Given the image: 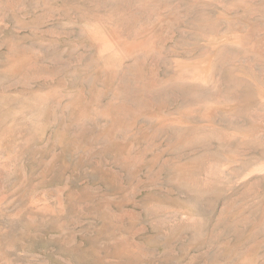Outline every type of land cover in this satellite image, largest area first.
<instances>
[{
  "label": "rangeland",
  "instance_id": "1",
  "mask_svg": "<svg viewBox=\"0 0 264 264\" xmlns=\"http://www.w3.org/2000/svg\"><path fill=\"white\" fill-rule=\"evenodd\" d=\"M9 1L0 264H264V0Z\"/></svg>",
  "mask_w": 264,
  "mask_h": 264
},
{
  "label": "bare ground",
  "instance_id": "2",
  "mask_svg": "<svg viewBox=\"0 0 264 264\" xmlns=\"http://www.w3.org/2000/svg\"><path fill=\"white\" fill-rule=\"evenodd\" d=\"M10 4V1L9 0H5V2L2 4L3 5V7H8V5ZM111 33V32H110ZM120 35V34H119ZM111 40V39H110ZM111 41H114V40H111ZM117 41V40H116ZM147 45H151L150 44V42H149V40H146V39H138V40H136L135 42H133V43H131V44H128L127 46H125V47H123L124 49L122 50L123 52H124V54L125 53H128V52H130V50H135V49H137V48H142L143 46L145 47V46H147ZM114 46H115V44H114ZM16 49V48H15ZM122 49V48H121ZM30 51V50H29ZM28 51V52H29ZM21 52H23V51H21ZM120 53H121V51H120ZM14 60V59H13ZM13 63H11V67L13 66V65H15L14 63V61H12ZM9 66V67H10ZM16 66V65H15ZM57 199H58V201H59V196L57 197ZM61 199V198H60ZM2 201V200H1ZM57 201V202H58ZM112 211V210H111ZM111 215H112V217L115 219V220H117V221H121L124 217H127V216H129V217H132L133 215H134V212H132L131 210H121V211H119V212H113V213H111ZM135 216V215H134Z\"/></svg>",
  "mask_w": 264,
  "mask_h": 264
},
{
  "label": "water",
  "instance_id": "3",
  "mask_svg": "<svg viewBox=\"0 0 264 264\" xmlns=\"http://www.w3.org/2000/svg\"><path fill=\"white\" fill-rule=\"evenodd\" d=\"M121 210H127V209H126V208H123V209H121ZM119 211H120V210H119ZM119 211H118V212H119Z\"/></svg>",
  "mask_w": 264,
  "mask_h": 264
}]
</instances>
